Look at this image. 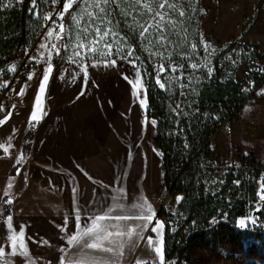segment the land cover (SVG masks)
I'll return each instance as SVG.
<instances>
[{"label": "rangeland", "instance_id": "obj_1", "mask_svg": "<svg viewBox=\"0 0 264 264\" xmlns=\"http://www.w3.org/2000/svg\"><path fill=\"white\" fill-rule=\"evenodd\" d=\"M189 1L188 7L187 2ZM195 1L200 13L199 48L201 53L198 55L197 66L207 64L212 56L222 50L225 55L221 58L236 67V76L240 78L243 67L250 63L258 64L260 61L252 57H239L238 48L256 44L259 54L264 50V0ZM67 2L68 0H60L46 16L52 15L58 6L60 7L59 13H61ZM169 3L177 5L175 11L178 14L179 11L187 13L186 11H192L194 8V1L192 5L191 0H180V6L177 0H169ZM231 6H236L237 9L231 10ZM110 8L109 19L113 21V24L101 25V31L105 27H111L117 35L116 37L110 35L106 41H102L97 46L99 55H85L84 50L77 47L81 42L78 34L83 39L80 30L89 23L87 12L94 11V9L89 8L83 2L79 5L73 3V7L65 13L63 19L65 37L56 38L55 34L59 31L55 28L56 25L49 28L41 43L47 47L41 48V44L39 45L38 66L31 72H24L19 77L26 79L33 74H40L43 77L45 70L49 66L52 68V71L48 73L49 79L45 88V119L38 132L35 153L37 156L45 153V146L52 155L84 156L107 151L114 156L117 167L124 166L127 160L136 169H144L146 177H154L155 180L158 178L160 181L159 172L162 164L164 166V132L158 124L156 99L163 96L162 93L166 86L161 88L157 84V79L166 85L164 78L169 69L175 67L168 61L154 59L160 56V53L158 49L150 46L149 34L141 36L142 31H139V37L131 40L133 36L129 26L132 23L124 21L123 9L118 0H115ZM144 12L146 15H154L146 9ZM165 19L172 21L171 24L165 23L168 25L167 29H177L172 15H168ZM77 20L80 22L79 25L76 23ZM179 20V24L184 26L181 16ZM150 23L155 26L154 21L144 27ZM237 25L241 26L242 43L239 45L233 42L234 36L238 33ZM50 29H55L51 38L47 36ZM94 35V32L90 31L88 38L83 39V42L87 45ZM160 35L159 33V37ZM159 37L157 36L156 43L162 45L166 39L159 42ZM54 38L58 40L57 49H55L58 56L55 64L52 63L51 51ZM105 43L113 44L110 56L104 55ZM206 45L209 47L206 48ZM121 47L123 50L117 52L116 49ZM74 51H81V57H75ZM129 51L132 52L131 56H128ZM112 60H115L114 66L111 65ZM130 61L134 62L135 67ZM13 67L16 69V66ZM84 68H86V84L85 72L82 71ZM137 70L140 72L139 79L143 85L138 89L139 99L134 95L136 89L133 83L129 82L130 80L135 82ZM15 87L16 81L12 87L14 92ZM82 91L83 94H81ZM140 100L145 101V107L141 106ZM243 113L245 121L233 125L231 135L226 136L220 132L209 144L217 158L231 154L232 146L236 144L241 152L252 155L255 160L254 165L259 167L255 184V200L251 203L247 215L236 220L235 226L239 230H249L253 233L236 244H229L226 242L227 225L219 224L217 235L209 247L196 248L189 254V259L194 258L198 264H260L251 248L259 245L260 238L264 237V219L258 215L264 202L260 199V196L264 195L261 192V184H264L263 97L251 100ZM252 116L258 117L257 123L249 126L246 122ZM153 120L156 121L155 124L151 123ZM159 190L156 191L158 196L164 198V190L160 192ZM165 213L175 216L178 211L174 214L173 211L165 210ZM258 220L260 224L254 227ZM241 221H244L243 227Z\"/></svg>", "mask_w": 264, "mask_h": 264}, {"label": "trees", "instance_id": "obj_2", "mask_svg": "<svg viewBox=\"0 0 264 264\" xmlns=\"http://www.w3.org/2000/svg\"><path fill=\"white\" fill-rule=\"evenodd\" d=\"M59 1L37 0L36 9L30 12L32 0H23L22 3L0 0V78L12 76L16 69L12 71L11 67L17 68L18 65L17 53L35 43L46 22L45 16ZM167 11L174 18L177 29L169 30L168 25H164L166 41L162 45L156 43L160 33L156 27L149 29L150 46L160 53L154 59L168 61L175 67V70L169 69L164 78L166 87L163 96L156 99L158 124L164 132L165 190L171 196L179 194L182 198L175 216H169L163 209L158 213L165 220L164 264H180L181 261L198 264L194 258L189 259V254L196 248H208L217 235L219 224L227 225L226 242L229 244H236L253 233L235 226L236 220L247 215L255 200L259 171L241 170L236 178L238 183L234 184V178L229 175L212 178L203 166L219 158L211 151L208 139L228 116L226 104L236 106L244 101L243 80L236 76V67L221 58L222 50L212 56L207 64L197 66L201 53L197 4L194 10H189V14L185 13L182 17L184 26L179 24L177 11ZM35 12L39 15H35ZM151 22H154L153 18ZM61 23L63 20L60 19L56 22L57 30ZM130 31L133 36L131 40H134L142 30ZM52 42L56 44L58 40L54 38ZM238 49L239 57L261 60L256 44ZM51 51L52 63L55 64L58 53L55 49ZM175 133L180 135L179 140L173 138ZM34 135L35 127L30 125L20 150L24 159L30 154ZM16 161L9 171L10 176L15 175L21 164ZM228 190H231L229 201L222 197ZM7 199H1L0 213L3 216L0 219L10 214L11 204L5 203ZM258 215L264 219V202ZM185 229L186 233L183 231ZM251 251L260 264H264V237ZM0 263L3 264L1 258Z\"/></svg>", "mask_w": 264, "mask_h": 264}, {"label": "crops", "instance_id": "obj_3", "mask_svg": "<svg viewBox=\"0 0 264 264\" xmlns=\"http://www.w3.org/2000/svg\"><path fill=\"white\" fill-rule=\"evenodd\" d=\"M191 1L192 5L194 1L195 7L196 1ZM159 2L160 0H142L141 4H133V0H118L123 13H129L127 16L124 15V21L132 23L129 28L136 30H143L154 16L145 14L143 3L160 10ZM189 3L190 1L187 2L188 7ZM177 4L180 6V0H177ZM186 12L189 14V11ZM261 53H264V50ZM38 76L37 81L34 80L33 75L31 79L21 77L16 80V100L7 108L4 117L0 120L3 121L0 123V145H3L0 147V197H4L3 193L11 179L13 181L10 192L13 202L9 214L12 216L11 231L18 235L21 228L23 229V242L32 264H61L62 257L65 258V264L69 257L73 260L82 258L83 264H91L94 258L106 255L92 249L81 252L77 247L67 243L68 238L77 232V211L80 214V223L83 225L87 222L86 217L102 214L117 203L122 204L123 208L112 212L113 218L106 220L105 223L119 224L122 231L132 230L135 240V226L144 221L136 219L131 214L135 212L133 205L141 201H146L155 214L143 235L151 236L154 241L162 240L164 257L165 220L158 215L160 206L151 199L153 196H158L157 190L165 192L163 164L159 172V181L158 178L155 180L154 177H146L144 169H136L127 160L124 166L117 167L114 156L107 151L84 156L52 155L45 146V153L37 156L35 147L38 143L39 129L45 119L46 89L42 96L44 111L39 113L41 117L39 122H33L36 126L31 152L21 162L15 175H9L11 167L20 157L21 145L30 126V116L34 111L35 100L43 80L40 74ZM21 89L23 95L19 94ZM4 148H8V151L5 152ZM18 170L19 174H17ZM73 188L76 189L75 196ZM114 196L121 198L114 201L112 199ZM120 215H128L130 218L114 219ZM157 224L162 227L158 232L153 233L151 229ZM9 234L7 217L0 219V247L4 251V256L0 258L3 264H28L25 257L10 255L11 244L7 242ZM125 238L121 237V239ZM125 253L121 264H135L137 258L140 259L141 264L152 258L155 264L157 259L155 254L145 247L144 241H140V247L133 249L131 253L126 248Z\"/></svg>", "mask_w": 264, "mask_h": 264}, {"label": "snow or ice", "instance_id": "obj_4", "mask_svg": "<svg viewBox=\"0 0 264 264\" xmlns=\"http://www.w3.org/2000/svg\"><path fill=\"white\" fill-rule=\"evenodd\" d=\"M17 3H22L23 0H16ZM53 3H56V0H52ZM81 2L85 3L89 8L94 9V11H88L87 17L89 23L81 28V33L83 34V39H87L89 36L90 31L94 32V38L89 41V43L86 45L83 42V39L80 38L78 34V39L81 40L80 43H78L77 47L81 50H84L85 55H99L98 51V45L102 41H106L108 37L111 35L112 37H116V33L112 30L111 27H105L103 31H101V25H112L113 21L109 19V16L111 15V8L110 5L112 3H115V0H68L67 3H65L63 11L59 13L58 19L63 20V17L65 13L69 12V9L73 7V3H76L79 5ZM142 0H133V4H141ZM37 0H32V5L29 9L30 12H33L36 9ZM143 7L150 13H154L153 20L155 21V27L158 32L161 33L159 37V42H162L164 40L163 32H164V25L165 23L171 24V20L166 21V17L168 16V11L165 9H169L172 11H175L177 8V5L175 3H169V0H160L158 3V9L165 10L160 11L150 6L148 3H143ZM35 15H39L38 12L34 13ZM123 15L127 16L129 15L128 12L122 13ZM185 15L184 11H179V16L183 17ZM50 16H46L45 19H49ZM75 19V18H74ZM55 23V22H53ZM77 25H79V20L76 21ZM94 26V27H93ZM154 25L149 24L147 27H143V30L141 32V36H145L146 34H149V29L152 28ZM59 31L56 32V38L57 39H63L66 35L65 33V26L63 23L58 25ZM55 29H50L47 33V36L49 38L53 37V32ZM118 43V41H116ZM151 42V41H149ZM41 48H46L47 45L41 44ZM52 49H57V45L53 43L51 45ZM206 48L209 46H205ZM104 48L106 51L104 52V55L110 56L112 54L113 44L112 43H105ZM123 48H117L116 51L120 52ZM73 55L75 57H81V51H74ZM132 52H128V56H131ZM41 56H43V53H41ZM49 56H51V52H49ZM132 62V61H130ZM133 66L135 67L134 62ZM111 65H115V60L111 61ZM107 66V64L105 65ZM192 67H196V65H193ZM11 70H15L14 67ZM175 70V69H174ZM52 71L51 66H49L45 70V74L43 76V80L40 84L39 92L35 100L34 105V111L32 112L29 120V124L32 127H35V123H38L40 120L39 113H42L44 110L42 108V96L45 91L49 75ZM82 71L85 72V84L87 82V76H86V68L82 69ZM161 71H163V68H161ZM211 71V69L209 70ZM136 79L135 82L130 80V83H133L134 89V95L139 99L140 92L138 89H140L143 85L141 84L140 72L137 70L136 72ZM31 75L28 77V79H31ZM127 79V77H125ZM157 84L164 88L165 85L160 83V80L157 79ZM6 86V85H5ZM20 95H23V89H21ZM83 94V91L82 93ZM141 106L145 107V101L140 100ZM179 107V106H177ZM246 111L248 109H245ZM0 123H3V121H0ZM152 124H155L156 121H151ZM0 147H3V145H0ZM4 151L7 152L8 148H4ZM24 159L23 153L20 155V157L17 159L16 163L20 164L21 161ZM17 174H19V170L17 171ZM13 181L10 179L7 189L4 191L3 196L8 197L7 200H5L6 204H11L13 202L12 197L10 195L11 189H12ZM73 194L75 196L76 189L73 188ZM261 192L264 193V184H261ZM3 198V197H0ZM121 197L114 196L112 199L114 201H117ZM182 198L178 197L177 201L179 202ZM261 200H264V195L260 196ZM122 204H115L114 206H110L106 211H104L102 214H95L89 217H86L85 220L87 221L85 224L81 225L80 223V214L79 211L76 213V220H77V232L74 235H71L67 243L70 246L77 247L81 252L87 249L96 250L98 252L105 253V256L94 258L91 262V264H121V261L124 259L126 253L125 249L127 248L129 253L132 252L133 249L140 247V241H144L145 247L149 250V252L154 253L155 257L157 259L155 260V264H164V257L163 252L161 248L162 240H156L154 241L151 236L145 237L143 233L148 230V225L151 224L154 213L152 212L151 206L147 204L146 201L138 202L137 204L133 205V208L135 209V212L131 214V216H135L136 219L144 221L142 224H137L135 226L136 230V239H133V231L127 230L122 231L121 226L119 224H109L105 223L106 220L112 219L111 213L116 211L117 209H122ZM3 214L0 213V218H2ZM130 216L128 215H120L114 217L116 220H127ZM67 223V219H66ZM241 226H244V221H241ZM7 227L10 230V234L7 238V242H10L11 244V253L10 255H20L26 258L28 261V264H32L31 258L29 256V252L27 250L26 245L23 242L24 232L21 228V231L17 235L12 230V216H7ZM162 226L157 224L155 227L151 229L153 233H156L159 231V229ZM121 237H126L125 239H121ZM64 251V250H62ZM4 256L3 248L0 247V257ZM61 264H65V258H61ZM67 264H83L82 258H77L76 260H73L72 258L67 259ZM135 264H141V261L139 258L136 259ZM144 264H153V259L149 258L147 259Z\"/></svg>", "mask_w": 264, "mask_h": 264}, {"label": "built area", "instance_id": "obj_5", "mask_svg": "<svg viewBox=\"0 0 264 264\" xmlns=\"http://www.w3.org/2000/svg\"><path fill=\"white\" fill-rule=\"evenodd\" d=\"M231 10H236L237 7L231 6ZM60 7L58 6L55 12L50 15V18L46 20L37 40L35 43L29 47L27 50H22L17 53L18 65L12 76L6 78H0V120L4 117L6 110L9 106H11L16 100V94L13 91L12 87L17 80L24 72H31L38 66V58H39V45L45 39V32L53 25L56 24L58 13ZM55 22V23H53ZM236 30L238 33L234 36L233 42L237 45L242 43L241 36V26L237 25ZM225 54H223L224 56ZM261 60L257 63H251L246 65L241 70V79L242 82V90L245 93L246 97L242 103L239 105L226 104V110L228 111V116L221 122L217 130L209 136L208 142H210L218 133H223L226 136L232 134V126L235 124H240L245 121L244 118V108L250 105L251 100L262 96L264 99V53H260ZM33 78L35 81L38 80V74H33ZM255 78H258L256 81ZM6 85V86H5ZM257 116H252L248 118L247 124L249 126H253L257 123ZM216 119V117H213ZM173 138L175 140L180 139V135L177 133L173 134ZM254 158L252 155L241 152V149L238 145L234 144L231 149V154L224 155L219 157L215 162L203 165L209 171V174L212 178H221L225 175H229L234 178L233 183L237 184V176L239 175L241 170H251L258 169L259 167L254 165ZM189 165V163L187 164ZM231 190L223 193L222 197L229 201ZM164 198L159 196L151 197L152 201L157 203L160 206V210H168L170 212L177 213L179 202L177 198L180 195L171 196L168 190L164 192ZM260 224V221H256L254 227H257ZM184 233L187 230H183ZM180 264H185L184 261H181Z\"/></svg>", "mask_w": 264, "mask_h": 264}]
</instances>
